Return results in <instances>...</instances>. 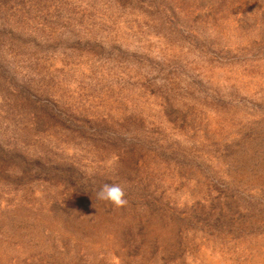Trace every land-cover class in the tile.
<instances>
[{"label":"rangeland","instance_id":"1","mask_svg":"<svg viewBox=\"0 0 264 264\" xmlns=\"http://www.w3.org/2000/svg\"><path fill=\"white\" fill-rule=\"evenodd\" d=\"M0 264H264V0H0Z\"/></svg>","mask_w":264,"mask_h":264},{"label":"clouds","instance_id":"2","mask_svg":"<svg viewBox=\"0 0 264 264\" xmlns=\"http://www.w3.org/2000/svg\"><path fill=\"white\" fill-rule=\"evenodd\" d=\"M118 160L117 156H112L107 162V167L115 170ZM96 198L99 201L109 202L117 208L125 207L129 203L125 189L119 184H103L97 190Z\"/></svg>","mask_w":264,"mask_h":264}]
</instances>
